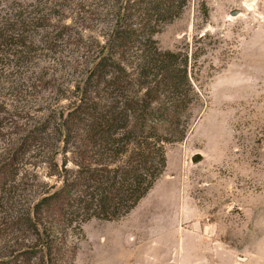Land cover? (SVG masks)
I'll use <instances>...</instances> for the list:
<instances>
[{"label":"rangeland","instance_id":"rangeland-1","mask_svg":"<svg viewBox=\"0 0 264 264\" xmlns=\"http://www.w3.org/2000/svg\"><path fill=\"white\" fill-rule=\"evenodd\" d=\"M32 1L0 0V8ZM64 18L31 28L33 44L11 58L3 76L18 88L2 93L11 106L0 113V164L10 143L52 128L79 100L88 46L104 42L109 32L110 23L78 20L71 10ZM154 38L161 50L188 51L195 65L203 98L192 109L194 123L184 141L167 146L164 173L121 222L92 219L69 238V264H160L154 258L171 246L170 261L177 264L182 237L187 264H194L195 255L208 259L216 243L226 244L232 251L223 252L238 263L247 244L264 242V0H190L181 17ZM40 151L26 153L23 171L36 164L39 177L53 184L57 179L48 176L43 159L51 152L31 157Z\"/></svg>","mask_w":264,"mask_h":264},{"label":"trees","instance_id":"trees-1","mask_svg":"<svg viewBox=\"0 0 264 264\" xmlns=\"http://www.w3.org/2000/svg\"><path fill=\"white\" fill-rule=\"evenodd\" d=\"M189 2L33 0L0 8V113L11 106L3 90L18 88L3 76L11 58L33 44L31 28L63 21L68 10L78 20L110 23L104 42L96 39L88 46L79 100L52 128L24 134L5 151L0 264H69L71 236L83 233L92 219L125 217L164 173L167 146L186 139L203 93L188 51L161 50L154 36L181 17ZM40 148L31 157L51 152L43 159L48 176L57 179L53 184L39 177L36 164L23 171L26 153Z\"/></svg>","mask_w":264,"mask_h":264},{"label":"crops","instance_id":"crops-1","mask_svg":"<svg viewBox=\"0 0 264 264\" xmlns=\"http://www.w3.org/2000/svg\"><path fill=\"white\" fill-rule=\"evenodd\" d=\"M179 212H180V206L178 208L176 215ZM125 217H123L122 219H124ZM122 219L117 220V221H112V222H116V223L121 222ZM176 224H178V223H176ZM176 231H178L177 225L174 226V234L176 233ZM177 239H178V237H177ZM186 240H187L186 237H182L181 242H177V244L174 243V244H176V247L178 250L177 264H187L186 261H187L188 255H190V254H188V247H187ZM171 247L169 249L170 250L169 253H167V254L163 253L161 258L159 257V259H157L155 257L154 261L158 262L160 264H176L175 262L171 263V261H170L171 252H172ZM223 250L232 251L230 248L228 249V246L226 244L216 243L215 245L210 246V248H209L210 252H209L208 259L207 258L204 259L202 256L198 258L195 255V257L193 259V263L194 264H264V242H258L256 244L255 243L254 244H247L242 249L244 256L237 257L238 263L235 262L234 260L229 261L232 257L228 253H224ZM126 262H130V264H135L134 259H131L130 261H126ZM189 264H192V262Z\"/></svg>","mask_w":264,"mask_h":264},{"label":"water","instance_id":"water-1","mask_svg":"<svg viewBox=\"0 0 264 264\" xmlns=\"http://www.w3.org/2000/svg\"><path fill=\"white\" fill-rule=\"evenodd\" d=\"M248 2H250V0H248ZM199 157H201L200 154H198L197 156H195V157L193 158V160L196 161Z\"/></svg>","mask_w":264,"mask_h":264}]
</instances>
